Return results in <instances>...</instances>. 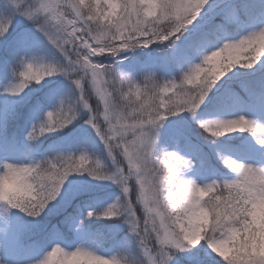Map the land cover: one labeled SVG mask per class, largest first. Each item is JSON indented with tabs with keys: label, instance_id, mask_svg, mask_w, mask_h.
I'll return each instance as SVG.
<instances>
[{
	"label": "clouds",
	"instance_id": "clouds-1",
	"mask_svg": "<svg viewBox=\"0 0 264 264\" xmlns=\"http://www.w3.org/2000/svg\"><path fill=\"white\" fill-rule=\"evenodd\" d=\"M205 3L0 0V37L6 34L9 17L14 19L15 14L33 27L46 26L57 46L67 45L69 51L76 33L87 36L79 45L82 54L74 53L77 69L69 71L60 61L36 60L16 83L23 91L33 81L40 83L49 76L62 75L70 81L79 96L74 97L72 89L62 100V113L57 115L55 108L47 111L41 134L67 127L80 115L77 106L87 113L85 124L89 118L94 120L92 127L100 135L104 151L111 153V162L121 169L112 179L120 195L107 206V218H120L136 238L137 252L113 255L99 254L81 244L68 249L56 241L27 264H179V254L201 242L208 255L218 257L223 264H264V165L220 155V163L234 177L200 183L185 175L192 168L190 159L157 146L159 130L168 117L183 112L193 115L190 105L199 107L197 93L214 86L237 66L250 69L261 62L264 24L238 38H222L216 47L198 52V59L189 63L178 78L164 79L155 72L137 78L105 62L114 59L112 53L120 55L153 44L165 45L162 50L175 47ZM29 9L34 13L31 18L23 15ZM105 53L108 59H103ZM93 57L99 59L94 61ZM106 65H112L113 70ZM169 81L176 83L170 95ZM93 96L98 101L95 111L89 103ZM146 116L151 117L147 123ZM196 123L205 138L259 131L253 124L237 127L239 118ZM165 157L175 160L170 168L162 166ZM47 160H0V209L9 213L16 210L31 218L41 215L58 195L59 172H53L45 164ZM81 167L97 175L109 174L95 156L88 155ZM130 224L139 231L133 233Z\"/></svg>",
	"mask_w": 264,
	"mask_h": 264
},
{
	"label": "trees",
	"instance_id": "trees-1",
	"mask_svg": "<svg viewBox=\"0 0 264 264\" xmlns=\"http://www.w3.org/2000/svg\"><path fill=\"white\" fill-rule=\"evenodd\" d=\"M224 1L227 0H208V4L205 5L202 15L210 10H216L218 12V6L221 2ZM252 3L253 1L251 0H244L245 7H248ZM257 6L258 4H256L255 7ZM242 11V14L244 16V11H246V9H243ZM17 16L19 15H16L13 19V24L9 30V33L7 34V38L0 37V71L4 68V62L10 60V55L12 51L19 44H24L25 38H27V40L33 46L34 50L38 51L40 55L44 57L45 62H55L56 60H58V58H54V56L59 53L54 48H52V46L42 36V34H40L36 30V28L33 27L31 23L26 21L22 16H19V20L17 19ZM199 18L200 17H198L197 20ZM219 22V16L218 13H216V18L211 24L217 27ZM192 26L193 25H190L189 28H192ZM231 29L234 31L233 27H231ZM36 34H38L39 37H37ZM190 35V30L185 32V34L180 38V40L177 41L175 47H173V50L179 51L180 54V52L185 48L186 42ZM164 48L165 45L153 44L148 47V51L144 52L151 51L150 53H153L172 49L168 48L166 50H162ZM144 52H141L140 49H136L130 53H121L113 59L115 60L113 61L115 67L119 68L123 72H127L139 78L141 75L132 72L128 69L126 65L132 60L131 56L134 57L133 59H141V55ZM107 55L108 54L105 53V56ZM109 61L110 60H105L106 63H110ZM186 67V65L182 67V71ZM18 69V67H14L12 69L4 71L5 73L2 74L0 83H15L17 78L16 76H14V72ZM56 78H58V75L46 77L39 84H34L35 81H33V85H30L29 87L25 88L20 95H12L7 92V94L1 98L0 136H2L3 138L9 136L8 140H10V145L12 147L24 148L26 151L29 152V155L34 161L52 159L57 155L63 154V152H61L62 146H59L58 143L48 144L49 139L53 138V135H50V133H46L45 135L40 136L34 141H28L26 139L27 146L19 143V138L21 134L29 125L30 117L36 114L37 112L43 110L46 103L44 99L46 98L47 91H49V89L55 85L59 86L63 85L64 83H70V81L65 78H58L52 86H46L47 82L53 81ZM263 81L264 58H262L261 62H259L257 65L253 66L250 69H242L238 66L233 68L224 77H221V79L215 84L213 89L208 93V96L204 101L205 103L203 102L199 106V108L196 110L195 115H190L187 112H183L179 113L176 116L167 118L168 123L159 132L160 138L158 139V148L161 147V143L168 144L170 140L174 137V135L180 138V142L183 145L186 143L184 141V137L186 139H189L190 141L197 143L198 138H201L204 135L202 133V130H200L197 126V120L211 119L209 117L211 114L215 117L219 116L229 106V102L227 99H229V97L231 96L232 91L240 90L242 83H245L249 87H256ZM187 86L191 87V85ZM72 88L73 86L70 83V88L66 89V97L70 94ZM172 90L173 89L170 87L168 92L169 95L171 94ZM89 101L96 104L97 99L93 96ZM95 109L96 107L94 108V111ZM80 113H83L84 115L82 117V120L77 122V125L84 123L83 121L87 117V113L83 112V110ZM101 123H103V121ZM90 130L92 132V142L90 144L91 156H95L100 159L103 165L109 171H112L114 165L112 164L111 159L107 158V153L104 151V147L100 142L99 138L96 136L95 131L91 127ZM42 138L43 140H41ZM238 141L239 137L236 136L235 133L227 134L219 138L209 139V146H207V149L211 150V160L209 163L211 166L214 167L215 179H232V177L228 178V175H233V173H230L227 169L222 166V164L220 163L219 156L224 155L222 153V145L224 143L227 142L232 145ZM74 155H77V153H75ZM171 166L172 165H170V167ZM78 174L86 175L87 178H91L94 180V178L89 176L87 173H70L65 178L60 195H58L56 200L52 201L50 205L46 207L44 212L41 213L39 217H37L40 220H38L40 225L49 223L50 226V223H53L54 221L58 220V216H55L57 207H59L61 212L65 209L66 212H69V214L72 215L74 208L72 205L68 206V204L73 201L79 202V200H81L84 195L81 192V189L78 188L86 186V184H83V182L79 180V182H77V189L69 188V183L74 182L76 175ZM87 188L88 190L86 191V193L88 198H97L102 194H107L109 192L114 191H118L120 193V190L117 185L110 186L105 184H91L87 185ZM106 208L107 207L99 210L98 213L102 212ZM2 215L4 216V221L6 222V224L15 228L18 233L22 236L26 233V222H30L32 220L31 217L25 216L23 213L16 210H12L10 213L2 211ZM49 226L47 227V232L45 233V235L49 233ZM81 227L83 232L85 233V236L88 239H94L95 242L100 245L106 244L110 249H113L114 254L137 252L136 238L132 233L129 232L128 226L122 223L120 218H107L97 215L88 216L87 213H84L81 218ZM120 229L129 232L131 235L129 237H126L125 240H122L121 236L123 234L120 233ZM96 231H101L103 235L101 237H98L96 234H94V232ZM75 233L76 231L74 230H65L60 232V234L63 237L67 238L68 241L75 237ZM118 241L119 243H117ZM191 256H194V258H192ZM177 260L179 261V264H192V262H197V264H223V262L220 261L218 257L212 258L208 255L206 246L203 242H201V244L198 245L195 249H191L185 253L179 254Z\"/></svg>",
	"mask_w": 264,
	"mask_h": 264
},
{
	"label": "snow or ice",
	"instance_id": "snow-or-ice-1",
	"mask_svg": "<svg viewBox=\"0 0 264 264\" xmlns=\"http://www.w3.org/2000/svg\"><path fill=\"white\" fill-rule=\"evenodd\" d=\"M208 4V0H206L205 5ZM204 5V7H205ZM204 7L202 8V10L199 12L198 17H200V20L197 22V24L193 25V23L191 25H193L192 29H191V35L189 36L185 48L180 52L179 56H178V62H190V57L191 56H196V54L202 50H210L211 48H214L218 45L220 39L223 38L222 35V30L217 28L215 25H212L208 18L205 15H202ZM10 11V9L8 10ZM34 13L31 11V9L26 10L23 15L31 18V16ZM19 15V14H15ZM21 16V15H19ZM197 17V18H198ZM197 18L194 21H197ZM13 24V18L9 17V21L6 25V34L4 35V38H7V34L9 33L10 28L12 27ZM207 24L208 26L202 27V25ZM36 30L42 34V36L48 41V43L52 46V48H54L61 56L62 60H57L60 61L61 64L63 65V67L65 69H68L69 71H71L72 69H77L78 65H77V55L74 54L76 52H80L82 54V50L79 49V45L83 43L84 39H87V36H81L80 33H76V36L73 40V43L71 45V51L68 50V46L65 45L63 47H58V41L54 38L53 34L47 29L46 26L44 25H37ZM189 31V27L186 30V32ZM116 44L121 43V41H116ZM24 44L27 47H31L30 42L27 40V38L24 39ZM66 53V54H65ZM113 56V58L117 57L118 54L112 53L110 54ZM103 59H108V55L104 56ZM33 61H36L35 58L32 59H26V58H22L19 62V69L16 70L14 72V76H16V82L18 81V78L25 74L27 71H30L33 67ZM106 68H108L109 70H113V66L112 65H106ZM51 77V76H49ZM46 78V77H45ZM13 83L11 85V87L5 89L6 92H9L12 95H20L23 91H20V88L18 86L17 83ZM34 84H39V83H34ZM169 86L172 88L176 87V83L174 81H169L168 82ZM30 85H33V83H31ZM29 85V86H30ZM28 86V87H29ZM215 86V85H214ZM213 85H209L207 89L202 90L201 92L197 93L196 95V104H198L199 106L205 101L206 97L208 96V93L213 89L214 87ZM73 96L77 97L79 96V93H76L75 90L73 89ZM65 105L64 102L61 101L56 107H55V113L58 115L60 113H62L64 111ZM190 108L192 110V114L195 115L196 114V110L199 108H196L194 105H190ZM46 113V112H45ZM45 113L43 115V119L38 123V124H34L27 132V139L30 141H34L37 138H39L42 135H45L46 133H51V132H43L41 134V129L43 127L42 121L45 119ZM151 120L150 116H146L145 117V123L149 122ZM94 123V120L89 118L87 121V125H89L93 130L94 128L92 127ZM71 124V123H70ZM68 124V125H70ZM252 125V122H250L249 120H246L243 116L239 117V123L237 124V127L243 128L245 125ZM66 127H63L62 129H64ZM59 131V130H57ZM55 131V132H57ZM95 131V130H94ZM96 133V132H95ZM96 136L99 138L100 142H101V137L98 133H96ZM264 143V142H262ZM161 151H166L165 149H162ZM87 157L88 154L86 152H82L80 155H74V154H67V155H57L52 159H48L47 161H45V164L51 168L53 170V172L58 171L59 172V176L57 177L59 183L57 184V192L58 195H60L61 193V188L62 185L65 181V178L70 174V173H87L89 176H95V179L97 180H108V181H112L114 176H118L121 172V169L116 165L115 162H113L112 164L114 165V168L112 171H109V174H105L104 172H100L98 175L94 174V173H90L89 170L87 168H82L81 167V163L87 162ZM107 158L111 159V153H107ZM178 159V155L176 157ZM175 162V160H169L167 157H165V159L162 161V166L165 168H170V165H172ZM98 167H100V165H97ZM57 195V196H58ZM56 196V198H57ZM55 198V200H56ZM51 202L47 203L46 207H48L50 205ZM46 207L43 209H46ZM42 212V213H43ZM89 213H91V215H89ZM110 214V209L106 208L104 209L102 212L98 213H94L92 211H89L87 213L88 216H92V215H97V216H103V217H108V215ZM130 229L133 233H136L139 231L138 228H136L133 225H129ZM57 241V237L55 234H50L49 236V242H56ZM192 264H197V262H192Z\"/></svg>",
	"mask_w": 264,
	"mask_h": 264
},
{
	"label": "rangeland",
	"instance_id": "rangeland-1",
	"mask_svg": "<svg viewBox=\"0 0 264 264\" xmlns=\"http://www.w3.org/2000/svg\"><path fill=\"white\" fill-rule=\"evenodd\" d=\"M223 16L228 21H238V19H239V15L237 14V11H235L234 8L232 6H230V5H227L226 7H224ZM17 19L19 20L20 17L17 16ZM260 25H262L261 22L260 23H255V25H253L251 28H246L245 30H243L241 35H243L247 31H250V30H253L255 28H258ZM69 47H71V46H69ZM140 51L141 52L148 51V48L140 49ZM130 52H133V51L124 52V53H130ZM21 56H24L27 59V54L25 53L24 50H19V51L16 52V58L19 59ZM104 56H105V54H104ZM54 57L58 58V60H62L60 54H56ZM165 57H166L165 54H160L158 56H155V59L156 60H161V61H167V59H165ZM133 58L134 57L131 56V59H133ZM98 59H99V57H93L94 61L98 60ZM113 61H115V60L112 59L109 62L114 64ZM162 64L165 65L164 62ZM58 78L59 79L60 78L64 79V77L62 75H58ZM58 78H56V80ZM65 87L68 88L69 85L66 84ZM72 89H71V91H72ZM59 98H61L59 95L58 96H52L50 98V101H53V105L57 106L61 102V100ZM55 101H56V103H55ZM89 103H90L91 106L93 105V110H94L95 107H97V104H98L97 101H96V104L92 103L91 101H89ZM77 108H78V106H77ZM49 110H50V108L48 109V111ZM78 110L80 112H82V109L79 108ZM101 111H102V106H101ZM83 112H85V111H83ZM83 115H84L83 113H80L78 118L75 119V120L82 119ZM241 116H243L244 118L248 119L253 124L254 118H253L250 106L246 103L244 98L236 95L234 97V99H233V102H232V111L230 113H226L220 119H234V118H239ZM42 119L43 118L37 120L36 124H38ZM101 122H102V120H101ZM167 123H168V120L164 121L163 126L160 128V130L163 129ZM85 125L86 126H84V127H86V128H87V126H89L87 124H85ZM259 127H260L259 131L257 133H255L253 136H251L249 138H246L244 140V143L254 145L257 148V150H258V158L262 160V163L261 164L256 163L255 160L251 159V158L241 159V158H238L236 156H234L233 158L240 159V160L247 161V162H251V163L257 164V165H264V143H257V141L264 140V105H263V107L261 109V120L259 122ZM66 128H64V129H66ZM64 129L57 131V133L63 131ZM81 129H85V128H81ZM81 129H79V130H81ZM160 130H159V132H160ZM78 133H79V131H78ZM159 138H160V135H159L158 139ZM5 159L13 160V161H21V160L17 159L15 156H13L11 154L2 152L0 154V160H5ZM188 159H190L193 162V164H192V168L189 171H187L185 175L187 177H191V178L195 179L197 182H200V183L205 182L201 172L195 166L194 156H193L192 153H188ZM24 162H27V161H24ZM94 183L101 184V185L105 184V185H110V186L116 185L112 181L97 180V179L93 180V179H90V178L83 182V184H86V185H91V184H94ZM82 188H84V187H82ZM87 209L89 211H92V209H90V208H87ZM73 226L75 227L76 223H73V225H70V227H73ZM78 244L83 245V243L81 242L80 238L73 245L68 246L66 248L71 249V248L75 247ZM90 248L94 249L99 254L111 255L109 252H105L104 250L100 249L99 247L92 246ZM37 257H38V255L33 254L32 251L27 250V249H23L22 247H20L17 244V236L14 235L10 230L6 229L0 223V264H4V262H6V264H27L28 261L34 260Z\"/></svg>",
	"mask_w": 264,
	"mask_h": 264
}]
</instances>
